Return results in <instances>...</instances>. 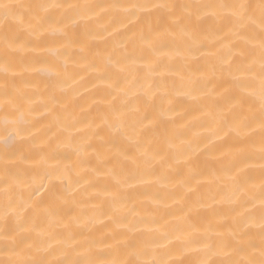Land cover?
Returning a JSON list of instances; mask_svg holds the SVG:
<instances>
[{
	"label": "snow or ice",
	"instance_id": "obj_1",
	"mask_svg": "<svg viewBox=\"0 0 264 264\" xmlns=\"http://www.w3.org/2000/svg\"><path fill=\"white\" fill-rule=\"evenodd\" d=\"M211 10V11H209ZM123 14L138 25L137 37L131 44L121 45L104 54L93 53L88 37L94 33L87 30L88 23L101 22L105 14ZM152 16L146 20L139 13ZM205 19L224 24L232 38L221 45V51L208 67L207 74L224 80L230 104L228 111L221 110L214 122L221 130L233 133L253 147L258 142L259 180L251 174L252 165L244 161L242 166L229 174V181L236 186L230 204L231 223L226 225L224 217L213 221L195 219L193 213L211 208L203 198L183 203L177 223L171 224L163 217L145 221V227L129 220L130 210L123 196V189L145 182L138 174H112V185L104 189L110 198L106 213L119 230H114L107 239L89 235L83 240L72 234L68 243L56 248L45 242L50 236L51 221L60 208L74 202V193L51 192L50 199L24 200L14 195L24 184L23 176L10 165L17 157H23L32 138V114L36 111L33 98L17 84L22 72L17 67V54L24 48L34 49L35 41L47 34L53 46L48 49L52 72L59 79L67 71V63L58 62L66 55L61 48L74 47L79 50L81 60L92 57L90 67L95 68L99 58L106 67L112 68L119 77L127 71L125 87L117 85V91L128 96L130 88L140 84L136 98L148 97L141 80L147 81L161 68H168L176 57H183L186 64L202 50L200 27ZM81 24L85 34L75 31ZM20 31L34 39L23 40ZM179 37L180 46L165 51L169 38ZM59 38V39H57ZM59 46H56V44ZM149 54L147 57L145 54ZM148 76L138 73L139 64ZM191 72V68L188 67ZM204 75V73H202ZM162 88V85H157ZM153 84H148L151 90ZM52 104L60 103L55 95V84L47 86ZM166 93L161 100H167ZM0 159L3 161V200L0 202V264H264V0H233L228 3H171L167 0L155 3H65L62 0H41L38 3H15L0 0ZM124 107L114 109L112 122L105 119L109 128L123 131ZM163 115L161 108L157 116ZM157 116L145 115L143 120L155 123ZM131 118V117H130ZM143 123V121H141ZM74 122L60 124V140L66 147L74 148L77 156L87 149L75 145L72 128ZM62 137V139H61ZM163 145L171 149L172 139L165 138ZM141 163L153 174L168 163L164 148L149 147L138 140ZM74 163L56 169L50 175L67 178L74 171ZM41 187H43L41 185ZM193 189L190 187L189 191ZM39 191V189H37ZM215 200V197H211ZM27 213V215H26ZM74 222H77L74 218ZM48 227H45V225ZM259 243L256 242V237ZM60 239L59 236L55 237ZM111 240V243L109 242ZM191 257V258H189Z\"/></svg>",
	"mask_w": 264,
	"mask_h": 264
},
{
	"label": "bare ground",
	"instance_id": "obj_2",
	"mask_svg": "<svg viewBox=\"0 0 264 264\" xmlns=\"http://www.w3.org/2000/svg\"><path fill=\"white\" fill-rule=\"evenodd\" d=\"M15 3H38L41 0H10ZM65 3H155L161 0H62ZM171 3H228L233 0H167ZM256 3L258 0H251ZM211 11V10H209ZM139 15L152 19L146 13ZM138 25L115 12L105 14L100 23L90 21L87 30L94 38L88 37L93 53L104 54L112 49L119 50L121 45L136 40ZM84 36L85 27L81 24L76 30ZM202 50L195 58H189L187 64L183 57L173 59L168 68H161L159 74H152L147 81L141 80L144 91H151L148 97L136 98L140 84L130 88L128 96L117 91V85L125 87L128 72L119 77L112 68L106 67L99 58L96 67H90L92 57L87 62L81 60L79 50L61 48L66 55L58 62L67 63V71L56 79L52 65L48 63L53 46L52 38L47 34L35 41L34 49L24 48L16 57L18 70L17 84L32 98L36 111L32 114V138L23 153V157L10 165L24 178V184L14 195H22L47 202L51 192L74 193V202L60 208L59 214L51 221V235L45 242L56 248L68 243L75 234L79 240L89 235L97 238L109 237L119 230L116 223L106 214L110 207V198L104 189L112 185V174H138L143 181L134 187L123 189V196L130 210L129 220L145 227V221L163 217L171 224L177 223L183 203L180 197L188 201L203 198L211 208L200 209L193 213L195 219L215 222L228 217L226 225L231 223L233 195H239L236 186L229 181V174L242 166L244 161L252 165L257 184L259 180L258 142L253 147L233 133L221 130L214 122V116L221 110L228 111L230 104L224 80L207 74L208 67L221 51V45L232 39L226 25L205 19L200 27ZM23 40L34 39L28 33L20 31ZM59 39V38H57ZM56 46H59L57 43ZM180 46V39L169 38L165 51ZM146 57L149 54H145ZM191 68V72L188 71ZM141 77L148 76L139 64ZM204 73V75H202ZM55 84V95L60 103L52 104L48 98L47 86ZM153 84L151 90L148 84ZM162 85L163 87H157ZM167 94V100L161 95ZM124 107L127 115L123 118V131L118 133L105 124L107 118L112 122L114 109ZM163 115L157 116L160 110ZM145 115L157 116L156 122L143 120ZM131 117V118H130ZM2 119V114H0ZM143 121V123H141ZM75 123L72 128L75 145H82L87 151L77 156L74 148L66 147L58 140L60 124ZM165 138H171L173 147L163 145ZM62 139V137H61ZM145 142L149 147L164 148L167 165L153 174L141 163V149L137 141ZM74 163V171L67 178L57 179L50 175L64 165ZM3 161L0 159V202L3 200ZM41 185L43 187H41ZM192 191H189V188ZM39 189V191H37ZM215 197V200L211 199ZM27 215V213H26ZM74 218L77 222H74ZM45 227H48L46 224ZM59 236L60 239L55 237ZM111 243V240H109ZM256 242L259 243L258 236ZM191 258V257H189Z\"/></svg>",
	"mask_w": 264,
	"mask_h": 264
}]
</instances>
